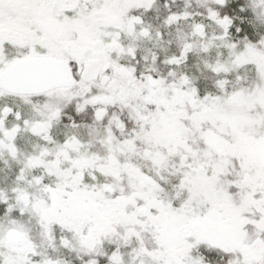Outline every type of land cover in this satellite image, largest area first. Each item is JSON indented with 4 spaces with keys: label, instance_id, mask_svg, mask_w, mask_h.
Listing matches in <instances>:
<instances>
[{
    "label": "snow or ice",
    "instance_id": "snow-or-ice-1",
    "mask_svg": "<svg viewBox=\"0 0 264 264\" xmlns=\"http://www.w3.org/2000/svg\"><path fill=\"white\" fill-rule=\"evenodd\" d=\"M0 264H264V0H0Z\"/></svg>",
    "mask_w": 264,
    "mask_h": 264
}]
</instances>
